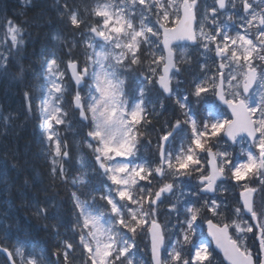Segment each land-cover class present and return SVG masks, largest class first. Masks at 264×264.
Returning <instances> with one entry per match:
<instances>
[{
    "label": "snow or ice",
    "instance_id": "6c2138e0",
    "mask_svg": "<svg viewBox=\"0 0 264 264\" xmlns=\"http://www.w3.org/2000/svg\"><path fill=\"white\" fill-rule=\"evenodd\" d=\"M240 4L244 15L240 17L239 27L244 33L237 31L234 36L230 34V22L233 21L232 13L237 8L236 0H213V5L205 9L203 19L211 20L214 32H205L204 25L201 24L199 35L194 28L198 0H121L119 5L104 0L92 8H85L88 16L97 18L95 23L82 16L79 6L70 4L68 0L62 6L58 5L59 14L73 33V39L66 40L59 34L54 35L52 39L60 41L67 49L64 53L67 60L58 57L53 51L41 65L45 83L41 88L42 98L38 110L40 127L48 142L51 158L50 177L53 185L56 181L69 183V174L64 165V161L70 156L69 145L57 127L73 126L69 112L62 103L67 90L64 83L66 72L60 67L64 63L71 73L69 79L76 85L75 94H70L69 106L79 113L81 122L88 121L90 130L85 134L87 147L94 153L103 176L110 181L105 183L103 190H94L101 192L99 199L106 202L105 207L110 209L108 212H101L95 203L81 200L75 192L72 194L75 207L80 210L79 216L83 218L82 224L78 220L76 227L80 230L79 244L88 253L86 264H109V258L115 264H123L124 261L133 264L130 249L134 247V243L129 242L131 237L122 234L124 229L133 236L138 229L150 233L154 264H212L210 243L207 240L197 243L194 237L200 226L199 221L206 212L219 217L227 209L217 193L228 191L225 187L228 180L237 184L244 182L240 194L243 203L231 211L237 218L250 213V219L257 223L248 224L232 219L230 222L214 224L212 219H208L211 237L231 264H264V258H261V254H264V221L261 220L264 212L258 214L253 201L255 193L264 192V95L257 100L249 91L253 84L264 88V83H261L264 81V63L259 71L252 63L254 54L264 62V10L259 12L257 20V12L249 0H240ZM137 6H141V11L139 22L135 23ZM221 13L226 14L223 21L218 19ZM151 15L156 16L155 22L151 20ZM170 15L175 16V20L171 21L175 25L172 28L167 27ZM252 27H256L257 34L250 38ZM78 32L82 39L87 37L83 39L86 49L83 67L73 52L77 47L75 33ZM5 35L11 48L8 54H0V72L7 71L13 51H19L24 44V30L11 21L8 22ZM161 35L167 56L150 52L151 60L147 62L146 72H139L138 66L145 63L141 58L142 46L152 48L154 41ZM97 38L103 41L98 51V41L94 43ZM172 41L198 42L204 53L214 46L215 54L221 60L217 69L220 83L216 85V76L205 77L204 80L194 81L193 89L188 94L178 95L176 103L185 119L169 122V130L159 137L158 162L144 160L133 164L139 151L140 138L146 135L142 129L151 124V116L156 113L155 105L151 110L148 108L149 86L159 85L166 97H172L179 91L180 81H176L175 92L172 84L173 78L181 71L174 56ZM6 43L7 41H0V44ZM109 44L112 45L111 50L108 49ZM87 49L92 50L90 54ZM241 60L243 64L240 63ZM184 62L191 63L187 59ZM233 64L241 68L247 66L242 91L238 90L240 85L235 83L240 79L238 75L230 74L227 78L228 88L224 86V70L231 68ZM160 65L163 68L158 72ZM201 69L207 71L205 65H201ZM24 74L25 68L21 63L18 76L22 78ZM121 76L125 78L121 79ZM88 78L94 81L95 86L89 90L87 97H83L81 85ZM209 84L212 85L211 88ZM210 91L213 94L211 101L208 97ZM24 97L28 101L27 110L31 113L30 92L25 91ZM193 100L196 105H205L206 118L199 121L196 119ZM159 103L163 108V101ZM221 106L224 107L223 111L219 110ZM229 110L230 115L226 114ZM257 113L259 119H254ZM7 119L6 117L5 120ZM180 133L187 137L188 142L186 145L182 142L178 150L172 149L171 143ZM240 133H247V137L251 138V145L246 150L245 157L237 162L226 148L219 150L213 141L227 138L235 143ZM252 145L258 152L253 151ZM214 147L217 148L216 151H213ZM201 154L210 158L207 164L211 171L201 163ZM80 163L82 167H86L82 158ZM193 173L198 176L195 187L182 193L190 197L183 202L185 218L180 221L177 217L178 223L174 226L179 228L182 239H177L176 244L167 252L168 258L162 260L160 250L164 246L165 232L157 219L158 205L163 202V195L175 192L178 181L191 177ZM86 175V172L82 173L73 177L70 182L85 186L88 184ZM169 177L171 179L158 190H152L153 180L163 181ZM251 181H258L259 187H249L248 183ZM205 196L216 198L203 199ZM96 199L93 195L92 201ZM48 211L47 206H37L35 215L47 219ZM168 211L177 212V204L171 203ZM116 225L120 227L117 228ZM230 229L235 230V239L230 235ZM256 229H259L260 236L258 254L254 259L251 250L241 240L248 233L255 236ZM185 246H190L187 255L184 252ZM241 247L244 251H241ZM62 248L64 264H72L69 255L74 250L73 243L65 240ZM0 251L6 253L8 264H17V258L19 264H42L31 253L26 257L20 246L14 252L8 248H0ZM57 254L59 255V251Z\"/></svg>",
    "mask_w": 264,
    "mask_h": 264
},
{
    "label": "trees",
    "instance_id": "16d2710c",
    "mask_svg": "<svg viewBox=\"0 0 264 264\" xmlns=\"http://www.w3.org/2000/svg\"><path fill=\"white\" fill-rule=\"evenodd\" d=\"M117 5L121 0H113ZM9 8L8 18L16 25L24 30L25 47L18 53V58L14 62V66H8L7 71L0 79V103L4 110L7 99L3 96L6 91L15 93L18 99V105L13 109L14 114L11 122L14 123L8 127H4V119H0V155L2 161L7 162L10 170V180L7 187H0V244L6 248L15 250L17 246L24 249L25 256L29 253L33 254L42 264H64L62 244L65 240L76 245L80 238V230L77 221H80L79 209L75 207L72 194L77 193L81 200L97 197L95 205L98 202L103 203L99 199L100 191L95 189H104L107 181L101 176L100 169L95 161L94 155L81 144L82 137L90 130L88 121L86 124L80 122L79 113L72 110L69 106L71 100L69 96L65 99L64 108L69 112L70 119L73 124H80L77 134L63 133L61 136L68 142L70 156L64 161L65 168L68 171L69 183L53 182L50 177L51 158L49 156L48 142L45 140L44 133L40 127V114L38 105L40 104L41 88L44 85V70L41 67L43 60L49 56L53 48L52 34L50 28L53 25V18L62 19L58 5L62 6L65 0H31L27 4H23L22 0H6ZM70 4L79 6L82 16L92 22V18L88 16L85 8H92L97 0H68ZM14 5V6H13ZM136 14V12H135ZM63 26L59 27L66 40L73 39V33L70 31L64 19ZM136 21V20H135ZM42 22V23H38ZM79 37V32L75 33V39ZM61 56L67 51L63 46ZM76 56V51L73 50ZM149 48H142L141 58L145 63L151 60ZM195 62L187 63L185 68L192 69V73H198L200 68L199 56H194ZM23 64L25 74L22 78L18 76L19 64ZM144 63V64H145ZM141 70V66H138ZM191 73V74H192ZM190 74V75H191ZM29 91L31 94L32 112L27 110V103L24 92ZM162 115V123L157 126L151 116L150 127H156L161 132L164 131V125L169 122L174 123L176 119H182L183 114L176 101L167 100ZM155 105L156 109L159 105L156 99L150 105ZM166 107V108H165ZM149 108V107H148ZM158 109H160L158 107ZM200 113L197 117L200 119ZM142 131L146 132L145 129ZM163 133V132H162ZM160 135V134H159ZM159 136L157 135V139ZM149 139V146H152L151 137L141 136L139 145V155L149 159L151 155L150 149H145ZM7 140V141H6ZM9 140V141H8ZM4 147V151L1 147ZM79 146V147H78ZM3 152V153H2ZM78 156H83L86 167H82ZM205 159V155H202ZM158 162V151L155 154ZM150 160V159H149ZM87 173L85 179L88 184L85 186L73 185L70 181L82 173ZM196 175V174H195ZM143 184V182H141ZM162 181L157 179L152 182V190H158ZM101 205V204H100ZM37 206L49 208L47 219L37 217L35 210ZM47 225V227H46ZM55 226V227H53ZM119 228V227H118ZM200 229L202 227L200 226ZM128 237H134L127 229ZM202 231H197V235ZM147 230H139L136 233V259L142 256L150 255L147 251ZM140 241L143 243L140 244ZM59 251V255L57 254ZM132 254V250L130 251ZM69 259L72 264H86L87 256L83 252L73 253L70 251ZM0 264H8L5 257L0 254Z\"/></svg>",
    "mask_w": 264,
    "mask_h": 264
},
{
    "label": "rangeland",
    "instance_id": "374dc122",
    "mask_svg": "<svg viewBox=\"0 0 264 264\" xmlns=\"http://www.w3.org/2000/svg\"><path fill=\"white\" fill-rule=\"evenodd\" d=\"M28 0H23V4H25L26 2H27ZM237 1V0H236ZM146 2H149V0H146ZM6 0H0V41H7V43L6 44H0V54H8L9 53V49L11 48V43H10V41L8 40V38L6 37V31H7V26H8V22L9 21H11L9 18H8V16H7V14H8V11H6L5 10V5H6ZM213 5V0H206V6H205V9L207 8V7H210V6H212ZM139 11H140V8H139V6H137V8H136V13H139ZM204 12H205V10H204ZM224 16L226 17V14H224ZM152 17L153 18H155L156 16L155 15H151L150 16V18H151V20H152ZM93 20H92V22L93 21H95L96 22V20H97V18H92ZM12 22V21H11ZM138 22H139V20H138ZM163 22V21H162ZM211 21H210V19L209 20H202L201 21V24H203L204 25V29H205V31L206 32H208V25H209V23H210ZM13 23V22H12ZM14 24V23H13ZM230 30H231V26H230ZM231 34V33H230ZM234 34L235 33H233V34H231V35H233L234 36ZM87 37H85V39H86ZM95 42H97V40L96 41H94V43ZM100 44H97V45H102L103 44V41H100L99 42ZM146 46H148V45H146ZM23 47H24V44H23V46L20 48V50L19 51H13V53H12V56H14V59L12 58V56H10V59H9V63L8 64H10V62H11V65L12 66H14V62L16 61V58H17V55H18V53L23 49ZM100 47V46H99ZM99 47H97V51L99 50ZM110 48H112V45H108V49H110ZM191 48H194V49H191ZM89 51H87L89 54L91 53V49H88ZM152 50L155 52V54L156 55H162L161 54V52H160V49H159V41L158 40H156V41H154V43H153V47H152ZM176 52H177V54H178V59L179 60H181V61H183L184 62V60L185 59H187V60H190L191 62H195V60L193 59V55L194 56H197V52H200V55H201V58L203 59V60H205L206 58H207V56H208V58H210V53H208V52H210V51H208L207 53H204L203 52V50H202V48L198 45V46H194V47H192V46H188V45H179L177 48H176ZM83 58H85V52H84V56H83ZM207 64H208V62H207ZM201 65H205L206 66V68H208V65H206L205 63H200V68H198V74H203V73H205L206 71H203L202 69H201ZM144 67V69L142 70V72L141 73H144V72H146V70H147V63L143 66ZM231 68H232V70H230V74L231 75H237L238 74V70H239V66L238 65H236V64H233L232 66H231ZM91 66H90V68H89V71H90V73H91ZM65 78H66V75H65ZM90 79V80H89ZM65 80V79H64ZM88 80V82H90V84H91V86L94 88V86H95V83H94V81L91 79V78H88L87 79ZM177 80H179L180 82H182L183 83V85L182 86H179L180 88H183V87H186L187 89V92L189 93L192 89H193V82L194 81H196V82H198V80H182V79H180V78H178V76H176V77H174L173 78V82H176ZM241 81L242 80H238V81H236L235 83H238L239 85H241ZM65 83V85L67 86V90L66 91H70L71 90V88H70V86H69V82H68V80H66V82H64ZM261 83H264V81H262ZM209 86V85H208ZM226 86H227V88H228V85H227V80H226ZM210 88H211V86H209ZM149 88H150V90L151 91H153V87L152 86H149ZM238 90H240V89H238ZM87 91H89V90H87ZM83 97H86V94H81ZM179 94L177 93L176 94V97L178 96ZM182 95H186V92H183V94ZM261 95H264V88H262V87H260V85L258 84V86L256 87V89L254 90V92H253V94H252V96H254L257 100H259L260 99V96ZM211 96H213L212 95V93H211V91L208 93V97L210 98V101L212 100V97ZM164 99H162V101H163ZM195 102V101H194ZM195 104V103H194ZM10 105L11 104H9L8 102H6V106H8V107H10ZM13 107H16L15 105L13 106ZM1 108V107H0ZM196 108L199 110V111H201V112H203L204 113V116H205V118L207 117V111H206V107H205V105H203V104H201V105H196ZM193 109H194V111H195V108H194V106H193ZM219 110L220 111H223V109L220 107L219 108ZM1 112H2V109H0V114H1ZM227 114V113H226ZM159 116H161V114H159ZM254 117H255V119H259V113H257V114H255L254 115ZM201 120V119H200ZM167 126L166 125H164V128H166ZM147 135H153L152 137H154L155 136V138H156V136H157V134H154V133H152V130H151V132H149ZM162 134H158V136H161ZM183 135V137L182 138H179V139H175L172 143H171V148L172 149H175V150H178L179 148H180V145H181V143L183 142L185 145L187 144V137L184 135V134H182ZM221 135H223L222 133H221ZM148 142H149V139H147V144H148ZM213 143H215L216 145H218V148H219V150H221V151H223V150H225V148H226V150L229 152V153H231V149L229 148V147H227L225 144L227 143L226 142V140H224V139H219V140H215V141H213ZM155 144V146L157 147L158 146V143L156 144V143H154ZM149 145V144H148ZM249 145H251L246 139H242L240 142H239V144L237 145V146H235V148L237 149L236 150V153H238V155H240V154H243L244 156H245V152H246V150L248 149V147H249ZM243 149V150H242ZM216 150H217V148H216ZM116 159H122V158H116ZM239 162V161H238ZM135 164V163H134ZM204 165H205V163H204ZM106 178V177H105ZM107 179V178H106ZM168 179H171L170 177L168 178ZM110 182V181H109ZM225 187H227V189H228V191L227 192H225V193H223V194H221V193H219V195L218 196H220V199L222 200V201H225V198L226 197H228L229 196V194H232V193H234V191H233V189H234V186H232V187H230V185L229 184H226L225 183ZM190 190V188H189V186L187 187L186 186V183H184V182H182L181 180L180 181H178L177 182V189L175 190V192L174 193H172L170 196H172L171 197V199L170 200H168L167 199V201H165V204H166V206H167V208H169V206H170V204L171 203H176L177 204V210H179V208L181 207V206H184V200H183V197L184 196H186V195H182V193H184V192H187V191H189ZM217 193V194H218ZM216 198V197H215ZM233 199L232 198H229L228 199V201H227V204L226 205H229L230 203L231 204H233ZM231 207H233L232 205H231ZM234 208V207H233ZM179 215H180V213L177 211V212H166L164 215H163V218H164V226H165V230H166V237H167V249H166V252H168V251H170L171 250V248H172V246L174 245V244H176V241H177V239H176V235H177V230H178V228L177 227H174L176 224H177V217H179ZM243 222H246L245 220H242ZM182 239V238H181ZM247 239H248V234L246 235V236H244V237H242V240H241V243L242 244H246V246H247ZM201 240H206V239H200L197 243H199ZM168 257L166 256V259H167ZM213 260H215V261H218V259L217 258H215V257H213Z\"/></svg>",
    "mask_w": 264,
    "mask_h": 264
},
{
    "label": "flooded vegetation",
    "instance_id": "af4514ba",
    "mask_svg": "<svg viewBox=\"0 0 264 264\" xmlns=\"http://www.w3.org/2000/svg\"><path fill=\"white\" fill-rule=\"evenodd\" d=\"M249 2L253 5V9L257 12V20H258L259 19V12L261 10H264V0H259V1L249 0ZM236 4H237V8H236L235 13L233 14V21H231V26H232L231 34H233V33L236 34L237 31H240L243 34L244 30L239 27V21H240V17L242 15H244V13H243V10H242V6L240 4V0H237ZM205 6H206V0H198V7H197L198 29L200 28L201 21L203 20ZM222 15H223V13L219 14V16H218L219 20H221V16ZM209 31H213L214 32V29L211 27V22L209 23L208 32ZM256 34H257L256 33V27H252L250 38L254 37ZM214 60L216 62L217 69H218L220 60L218 58H214ZM240 63L243 64L244 63L243 60H241ZM262 63H264V62H262V61L259 62V58H254V60H253V64L256 66V68L258 70H260V67H261ZM230 70H231V68H226L225 71H224V75H225L226 80L229 77ZM246 71H247V66H245L243 68L239 67L237 75L240 77V79H238V80H244L243 79V75H244V73ZM219 75H220V73H219Z\"/></svg>",
    "mask_w": 264,
    "mask_h": 264
},
{
    "label": "bare ground",
    "instance_id": "6f19581e",
    "mask_svg": "<svg viewBox=\"0 0 264 264\" xmlns=\"http://www.w3.org/2000/svg\"><path fill=\"white\" fill-rule=\"evenodd\" d=\"M14 6V5H13ZM12 7V6H11ZM11 7L9 8L8 4L6 3L5 5V10L6 11H12ZM14 12V11H12ZM53 25L52 27L50 28V34H54V33H57L59 32V27H62L63 26V20L62 19H59V18H53ZM38 23H42V22H38ZM185 72L187 75H190L192 73V69H188L186 68L185 69ZM3 96L5 97V99H7L8 103L11 104V105H15L17 106L18 105V99H17V95L15 93H12V92H9V91H6ZM7 141V140H6ZM9 141V140H8ZM2 150L4 151V147L2 146L1 147ZM5 152V151H4ZM3 153V152H2ZM10 170L8 168H6L5 170H3L1 167H0V187H4L6 188L7 186V183L8 181L10 180ZM2 193V191L0 190V194Z\"/></svg>",
    "mask_w": 264,
    "mask_h": 264
},
{
    "label": "water",
    "instance_id": "95a60500",
    "mask_svg": "<svg viewBox=\"0 0 264 264\" xmlns=\"http://www.w3.org/2000/svg\"><path fill=\"white\" fill-rule=\"evenodd\" d=\"M194 27H195V24H194ZM184 42L194 44V42H192V41H172V47H173L174 44L184 43ZM164 51H165V54H166V56H167V51H166L165 49H164ZM173 52H174V50H173ZM174 56H175V52H174ZM83 83H84V82H83ZM83 83H82V84H83ZM253 86H254V84L251 86L250 90L253 88ZM250 90H249V91H250ZM244 135L247 136V133H240L238 137H240V136H244ZM250 139H251V138H250ZM209 166H210V165H209ZM210 168H211V167H210ZM242 200H243V198H242ZM248 214H250V213H248ZM256 223H257V221H256ZM209 235H210V237H211L210 232H209ZM211 238H212V237H211ZM213 241H214V240H213ZM151 244H152V242H151ZM214 245H215V247H216V248L222 253V255L224 256L225 261H226L228 264H231V261H230V260L224 255L223 250H222L221 248L217 247L215 241H214ZM163 247H164V246H163ZM163 247H162L161 250H160V257H161V259H162L161 252H162ZM263 258H264V254H263ZM152 259H153V258H152ZM153 262H154V261H153Z\"/></svg>",
    "mask_w": 264,
    "mask_h": 264
}]
</instances>
